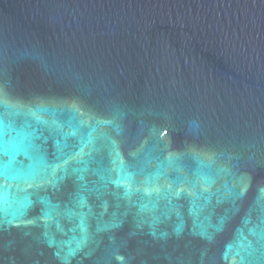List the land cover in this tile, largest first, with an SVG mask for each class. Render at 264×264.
<instances>
[{
	"label": "water",
	"instance_id": "obj_1",
	"mask_svg": "<svg viewBox=\"0 0 264 264\" xmlns=\"http://www.w3.org/2000/svg\"><path fill=\"white\" fill-rule=\"evenodd\" d=\"M0 120V264H264V0H0Z\"/></svg>",
	"mask_w": 264,
	"mask_h": 264
},
{
	"label": "snow or ice",
	"instance_id": "obj_2",
	"mask_svg": "<svg viewBox=\"0 0 264 264\" xmlns=\"http://www.w3.org/2000/svg\"><path fill=\"white\" fill-rule=\"evenodd\" d=\"M3 121L0 120V134L3 133L4 129ZM28 139V134H24L21 137H18L16 143L13 145L15 149H20L24 147L25 141ZM0 155H10L8 145L5 141L0 139ZM11 155L14 157L15 152L13 151ZM13 163V160L10 159L9 164L5 165L2 162H0V175L4 174L8 167ZM4 201V196L2 193H0V202Z\"/></svg>",
	"mask_w": 264,
	"mask_h": 264
}]
</instances>
